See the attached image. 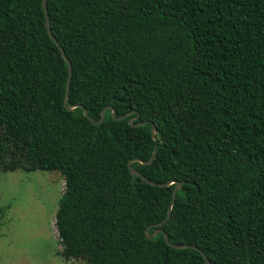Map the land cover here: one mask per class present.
Instances as JSON below:
<instances>
[{
	"label": "trees",
	"instance_id": "16d2710c",
	"mask_svg": "<svg viewBox=\"0 0 264 264\" xmlns=\"http://www.w3.org/2000/svg\"><path fill=\"white\" fill-rule=\"evenodd\" d=\"M0 0V171H56L62 259L264 264V0ZM113 117L130 112L127 117ZM137 118L126 122L128 117ZM136 122H144L133 126ZM159 139L161 142H159ZM153 227L147 229V233Z\"/></svg>",
	"mask_w": 264,
	"mask_h": 264
},
{
	"label": "rangeland",
	"instance_id": "374dc122",
	"mask_svg": "<svg viewBox=\"0 0 264 264\" xmlns=\"http://www.w3.org/2000/svg\"><path fill=\"white\" fill-rule=\"evenodd\" d=\"M62 188L56 171H0V264H85L58 255L53 214Z\"/></svg>",
	"mask_w": 264,
	"mask_h": 264
},
{
	"label": "water",
	"instance_id": "95a60500",
	"mask_svg": "<svg viewBox=\"0 0 264 264\" xmlns=\"http://www.w3.org/2000/svg\"><path fill=\"white\" fill-rule=\"evenodd\" d=\"M40 3H41V9H42V12H43V17H44V27H45V31H46V34L48 36V38L54 43V45L57 47V50L58 52L60 53L62 59L65 61L66 63V77H65V82H64V90H63V95H62V105L64 107L65 110L69 111L71 110L72 108L74 107H77V108H80L81 111H82V114L83 116L91 121L89 119V117L87 116L86 114V111L84 109V107L78 103H74V104H66L65 103V100H66V95H67V91H68V86H69V78H70V64H69V61L68 59L65 57L61 47L58 45L57 41L54 39V37L51 35L50 31H49V27H48V22H47V14H46V8H45V0H40ZM106 107H103L101 108V110L99 111V117L96 121H91L92 123H100L101 120H102V117H103V113H104V110H105ZM108 114L109 116L112 118V119H116V120H119V119H122L124 117H127L130 112H126L124 113L123 115H119L117 117H113L112 114H111V110L110 108H108ZM137 118V114H135V116L133 117H128L126 122L130 124V121ZM144 122H136L134 124H132L133 126H139L141 124H143ZM149 134H150V137L153 141V148L150 152V155L148 157V159L146 161H141L139 159H129L127 162H126V168L129 172L130 175H132V178L135 179V176H137L141 181H143L144 183L146 184H149V185H152V186H158V187H163V186H167L169 184H173L172 187H171V193H170V199H169V202H168V205H167V208H166V212H165V215L164 217L154 223V224H150V225H147L144 229H143V235L146 239H149L151 238L155 233H160L161 234V237L164 241L165 244H167L168 246L172 247V248H175V249H180V248H192L194 250H197L201 259L203 260V263L204 264H208V261L205 259V256L204 254L199 250L197 249L196 247L192 246V245H188V244H170L167 239H166V236L163 232V230L160 228V225L162 223H164L168 217H169V211H170V207L173 203V199H174V193L175 191L180 187V182L179 181H176V180H167L165 182H162V183H156V182H153V181H149L147 180L146 178H144L138 171H136L135 169H133L130 165V163L132 161H137L139 163H142V164H148L151 162V160L153 159V156H154V152H155V145H156V142H157V139H158V134H157V131L156 129L154 128V126L152 124H150V127H149ZM159 142H161V140L159 139ZM153 227L152 231L150 233H147V229L149 227Z\"/></svg>",
	"mask_w": 264,
	"mask_h": 264
}]
</instances>
